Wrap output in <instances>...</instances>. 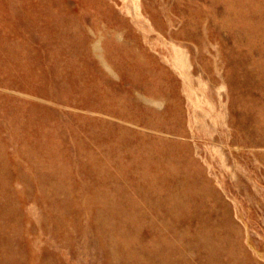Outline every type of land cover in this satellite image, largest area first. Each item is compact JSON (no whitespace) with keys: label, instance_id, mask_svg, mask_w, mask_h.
<instances>
[{"label":"rangeland","instance_id":"rangeland-1","mask_svg":"<svg viewBox=\"0 0 264 264\" xmlns=\"http://www.w3.org/2000/svg\"><path fill=\"white\" fill-rule=\"evenodd\" d=\"M258 4H261V6ZM15 5L16 7H14ZM143 6L144 10L142 11ZM248 9L249 11H247ZM223 13V17L225 14L227 15L224 19L222 17ZM229 18L233 19L230 21ZM44 19L47 23L44 22ZM237 20L240 21L237 22ZM241 22L245 23L242 25ZM227 24H230L231 27ZM117 25L118 27H116ZM239 25L243 30L239 28ZM246 25H248V28L244 30L247 27ZM95 27H99L98 30ZM154 28L158 31L156 29L154 31ZM258 28L262 31L260 32ZM114 29H116L115 32ZM220 29L222 32L219 31L220 35H218ZM243 32L245 33L243 34ZM246 33H248L247 37H250V39L245 36ZM104 35L106 36L105 39ZM110 36L112 39L109 38ZM252 38L253 40H251ZM254 39H257L258 43ZM108 40H111V42ZM236 40L237 42H235ZM239 40L240 43L236 45ZM102 43L104 44L102 45ZM231 43L232 46H235L232 47ZM117 47L121 48L117 49ZM125 47L129 50L133 48L135 53H132V49L130 50L131 53H128L124 49ZM234 48H237V50ZM104 50H107V52ZM0 53L8 56L10 61L8 68L0 69V94L3 91L0 95V260L3 261L0 264H141L140 262L142 264H146V262L147 264H163L164 262V264H264V145L245 143L246 136L253 133H251L249 127L244 125L240 116L241 95L243 91H246L250 98L252 97L251 99L260 103L259 105L256 102V105L260 106V108L257 107L261 110L259 113L264 119V84H262L264 83V0H144L143 2L142 0H0ZM128 54H132V56L129 57ZM244 55H247V61H249L248 71L250 72L252 69L250 73L248 72V83L246 82V84H243L245 76L241 74L238 67V60ZM118 59H121L122 62ZM130 59H132V63ZM256 61H260V63ZM21 62L30 64L28 71L25 68H20L19 63ZM113 62L116 64H113ZM94 63H97L96 66ZM133 63L137 66L133 67ZM123 69L126 71L124 72ZM65 70L70 71L63 73ZM155 71L156 73H154ZM259 72L263 77L259 75ZM43 75L45 78H43ZM84 76L86 79H93L102 87L104 86L103 88L112 94L115 99L112 104L118 103L116 106V110L119 108L118 112L106 111V105H103V103H101L102 108L92 106V102L98 104L97 100L94 97L87 98L82 87L71 83V80L84 78ZM107 76L111 78H107ZM156 77L161 78L157 79ZM257 78L258 82L256 81ZM261 78H263V81ZM241 79H243L242 83ZM106 84L110 85L107 86ZM166 85L167 88L163 87ZM43 86L46 89H43ZM9 89L14 92H10ZM146 92H150L149 95L151 96ZM8 93L13 95H10L13 100L8 97ZM94 93L98 97L96 90ZM5 97L9 101L4 99ZM48 102L53 103L49 104ZM79 102L81 103L79 104ZM2 106H5V108H2ZM16 107L20 110L18 111ZM90 107H93V109ZM27 109L30 111L28 112ZM149 109H152L151 112L154 116ZM9 113L10 116H8ZM6 115L8 118H6ZM106 116H111V119ZM19 117H21V120ZM91 117L93 120H91ZM153 118L156 121L170 123L172 129H159L151 126L149 123L155 121ZM44 119L47 120L44 122ZM50 119L51 121L48 122ZM91 126H95V128ZM45 129L46 131H43ZM55 130L56 132L59 130V132L56 133ZM99 131L101 133L102 131H108L123 140H126V137L130 140L133 138L136 140L137 137H156L167 143H177L181 148L182 145H186L194 161L198 165L201 164L200 167L204 166L202 167L204 175L216 191L215 195H210V198L207 199L214 205L205 207L204 213L214 220L219 216L218 213L222 214L226 211L233 222L230 233L237 236L232 235V242L229 244H216L211 240L208 241L205 236H201L197 231L200 223L197 214L185 205H181L174 211L170 210L164 202L167 194L163 193L162 189L152 187L148 180L140 177L131 179L125 177L114 178L112 170L108 169V165L111 166L109 163H116L114 159H111L113 161L109 160L103 166L87 161L88 153L100 155L101 148L97 143L98 140L95 139V135L98 136ZM122 132H124V135ZM127 132L130 133L126 134ZM61 133L64 136H61ZM68 133L69 135H67ZM41 134L44 135V139H42ZM53 134L58 138H55ZM59 134L63 138H60ZM52 136L53 138H51ZM256 136L258 135L256 134ZM44 144L45 146H43ZM56 146L58 149H56ZM258 146L260 150H257ZM42 150L46 151L43 152ZM56 151L59 154L61 153L60 156L62 157L58 156ZM52 153H54L53 157ZM33 156H36V158H33ZM248 157L251 159H248ZM39 158H41L40 162L42 164L39 162ZM206 159L209 160V163ZM83 160L86 161L83 162ZM43 164L45 166L42 168ZM46 166L51 167V172L54 170L55 173L53 171V174H50L51 172H48L50 170ZM60 166H62V169H60ZM52 167H55V169ZM63 168L65 171H63ZM113 168L115 167L113 166ZM67 169L72 171L69 172ZM101 173L105 175H101ZM106 174L111 176L108 177L109 175L106 176ZM69 175H71V178ZM50 176L55 177L52 179L53 177ZM106 177L108 178L106 179ZM38 178L41 180L38 181ZM64 178H67V180ZM69 179L70 181H68ZM69 182L71 183L69 184ZM58 186L59 188H57ZM144 187L148 195L146 191H143ZM59 189L62 191H59ZM152 189L153 191H150L149 194V190ZM130 194H132V197ZM139 194L141 195L140 198ZM51 195H53V198ZM124 197L126 198L124 199ZM57 198L60 200H57ZM185 198L187 199V195L183 199ZM134 199H140L141 201L137 200L136 202ZM136 203L138 204L136 205ZM122 205L125 207L124 209ZM144 205L145 207H143ZM223 205L224 208L221 207ZM93 206L98 208L94 209ZM133 207L136 211L133 210ZM144 208L148 211H145ZM161 209L164 211L162 212ZM168 211L169 213L166 214ZM145 212L151 214L148 215ZM155 212L156 214H154ZM76 213L79 215H76ZM120 213L123 215H120ZM158 213L162 215L160 216L162 219L158 216ZM170 215H172V218ZM94 216L99 219H95ZM119 216L120 218H118ZM121 218L126 220L122 219L120 221ZM133 221L134 223H132ZM136 221H138V224H136ZM139 223L141 224L139 225ZM145 223L147 224L145 225ZM26 224H28V227ZM123 224L125 225L121 226ZM146 226L147 228H145ZM155 226L158 227L159 233ZM159 227H162V229ZM184 227L187 228L186 231ZM152 231L154 232L153 235ZM245 232L247 233L245 234ZM156 233L160 238L164 239L165 237L166 239L162 240L159 239V236L155 237ZM154 237L160 241L156 239L154 241ZM235 237L236 239L233 240ZM52 239L53 241H51ZM166 240L172 241L169 243ZM197 240L199 244L196 243ZM63 242L65 243L63 244ZM197 244L198 246H196ZM49 246L50 248H48ZM134 254H137V256H134ZM246 255H248V258ZM138 257L141 260H139L140 258L137 259ZM238 260L241 263L237 262Z\"/></svg>","mask_w":264,"mask_h":264},{"label":"bare ground","instance_id":"bare-ground-1","mask_svg":"<svg viewBox=\"0 0 264 264\" xmlns=\"http://www.w3.org/2000/svg\"><path fill=\"white\" fill-rule=\"evenodd\" d=\"M110 1V0H109ZM144 0H142V2H143ZM167 1V0H166ZM169 1V0H168ZM173 1V0H172ZM180 1V0H179ZM158 2V1H157ZM176 2V1H175ZM174 2V3H175ZM222 2V1H221ZM257 2V1H256ZM12 3V2H11ZM11 3H10V5H11ZM75 3V2H74ZM148 3V2H147ZM150 3V2H149ZM172 3V2H171ZM189 4V3H188ZM231 4V3H230ZM263 4V3H262ZM75 5V4H74ZM115 5V4H114ZM128 5V4H127ZM152 5V4H151ZM156 5V4H155ZM170 5V4H169ZM232 5V4H231ZM236 5V4H235ZM245 5V4H244ZM258 5H260L261 6V4H258ZM257 5V6H258ZM48 6V5H47ZM69 6V5H68ZM251 6H252V4H251ZM256 6V7H257ZM14 7H16V5L14 6ZM116 7V6H115ZM220 7V6H219ZM243 7V6H242ZM70 8V7H69ZM258 8V7H257ZM158 9V8H157ZM14 10L16 11V9L14 8ZM144 10V6L142 7V11ZM259 10V9H258ZM262 10V9H261ZM83 11V10H82ZM141 11V10H140ZM142 11H141V13H142ZM217 11V10H216ZM246 11V10H245ZM247 11H249V9L247 10ZM251 11V10H250ZM19 12V11H18ZM160 12H161V10H160ZM159 12V13H160ZM15 13V12H14ZM17 13V12H16ZM15 13V14H16ZM36 13V12H35ZM88 13V12H87ZM168 13V12H167ZM220 13V12H219ZM79 14H80V12H79ZM78 14V15H79ZM89 14V13H88ZM146 14V13H145ZM148 14V13H147ZM218 14V13H217ZM255 14V13H254ZM94 15V14H93ZM149 15V14H148ZM223 15H224V13L222 14V17H223ZM248 15V14H247ZM249 15H250V13H249ZM95 16V15H94ZM99 16V15H98ZM168 16V15H167ZM166 16V17H167ZM225 16H227L226 14H225ZM224 16V17H225ZM81 17V16H80ZM100 17V16H99ZM169 17V16H168ZM218 17V16H217ZM221 17V18H222ZM224 17H223V19H224ZM229 17V16H228ZM234 17V16H233ZM256 17H257V15H256ZM97 18V17H96ZM170 18V17H169ZM206 18V17H205ZM227 18V17H226ZM243 18H244V16H243ZM39 19V18H38ZM42 19H43V17H42ZM78 19H80V18H78ZM99 19V18H98ZM151 19V18H150ZM171 19V18H170ZM174 19H176V18H174ZM230 19V18H229ZM231 19H233V18H231ZM231 19H230V21H231ZM255 19V18H254ZM45 20V19H44ZM100 20V19H99ZM214 20V19H213ZM219 20H220V17H219ZM76 21H77V19H76ZM151 21H152V19H151ZM176 21H178V20H176ZM205 21H206V19H205ZM225 21H226V19H225ZM240 20H237V22H239ZM242 21V20H241ZM245 21V20H244ZM255 21H256V19H255ZM44 22H46V20L44 21ZM107 22V21H106ZM165 22V21H164ZM174 22V21H173ZM212 22H214V21H212ZM236 22V23H237ZM248 22H250V20H248ZM47 23V22H46ZM56 23H58V22H56ZM103 23H105V22H103ZM137 23V22H136ZM159 23V22H158ZM178 23V22H177ZM207 23V22H206ZM219 23V22H218ZM226 23V22H225ZM224 23V24H225ZM231 23V22H230ZM243 23H245V22H243ZM243 23L241 22V24L243 25ZM247 23V22H246ZM253 23V22H252ZM251 23V24H252ZM38 24H40L39 22H38ZM41 24H43L42 22H41ZM59 24V23H58ZM83 24V23H82ZM97 24V23H96ZM176 24V23H175ZM204 24V23H203ZM250 24V23H249ZM262 24V23H261ZM48 25V24H47ZM74 25V24H73ZM93 25V24H92ZM95 25V24H94ZM98 25V24H97ZM100 26H101V24H99ZM218 25V24H217ZM221 25V24H220ZM226 25V24H225ZM227 25H229L230 26V24H227ZM231 25H233V24H231ZM236 25V24H235ZM235 25H233V26H235ZM258 25V24H257ZM61 26V25H60ZM159 26H161V25H159ZM203 26V25H202ZM206 26V25H205ZM223 26V25H222ZM247 27L244 29V30H247V28H248V25H246ZM252 26V25H251ZM251 26H249V27H251ZM28 27V26H27ZM84 27V26H83ZM106 27V26H105ZM116 27H118V25L116 26ZM164 27V26H163ZM224 27V26H223ZM223 27H222V29H223ZM226 27H228V26H226ZM231 27V26H230ZM229 27V28H230ZM244 27H245V25H244ZM253 27V26H252ZM252 27H251V29H252ZM96 28V27H95ZM94 28V29H95ZM97 28H99V27H97ZM96 28V29H97ZM102 28V27H101ZM136 28V27H135ZM172 28H174V27H172ZM196 28V27H195ZM221 28V27H220ZM233 28V27H232ZM239 28H241L242 29V27H241V25H239ZM256 28V27H255ZM86 29V28H85ZM122 29V28H121ZM155 29L156 28H154V31H155ZM171 29V28H170ZM217 29V28H216ZM226 29H228V28H226ZM234 29V28H233ZM42 30V29H41ZM92 30H93V28H92ZM98 30V29H97ZM115 30L116 29H114V32H115ZM126 30V29H125ZM157 30V29H156ZM159 30H160V27H159ZM196 30V29H195ZM229 30V29H228ZM243 30V29H242ZM258 30L261 32L262 31V29H260V28H258ZM158 31V30H157ZM163 31V30H162ZM166 31V30H165ZM170 31V30H169ZM208 31V30H207ZM219 31H221V29L220 30H218V35H220L219 34ZM233 31V30H232ZM231 31V32H232ZM69 32V31H68ZM67 32V33H68ZM86 32H87V30H86ZM96 32V31H95ZM103 32V31H102ZM125 32V31H124ZM164 32V31H163ZM162 32V33H163ZM222 32V31H221ZM229 32V31H228ZM233 32H235V31H233ZM246 32V31H245ZM245 32H243V34L245 33ZM248 33H249V31H247ZM53 33V32H52ZM62 33V32H61ZM70 33H71V31H70ZM88 33V32H87ZM109 33H110V31H109ZM165 33V32H164ZM163 33V34H164ZM238 33L239 34H241L239 31H238ZM248 33H246V37H247V34ZM57 34H59V33H57ZM72 34V33H71ZM89 34V33H88ZM97 34V33H96ZM103 34V33H102ZM101 34V35H102ZM112 34H114V33H112ZM125 34V33H124ZM131 34V33H130ZM242 34V35H243ZM95 35V34H94ZM107 35V34H106ZM127 35V34H126ZM167 35V34H166ZM169 35V34H168ZM186 35V34H185ZM197 35H199V34H197ZM196 35V36H197ZM231 35V34H230ZM238 35V34H237ZM58 36V35H57ZM170 36V35H169ZM256 36V35H255ZM53 37V36H52ZM69 37V36H68ZM72 37V36H71ZM70 37V38H71ZM105 35H104V39H105ZM112 37H113V35H112ZM219 37V36H218ZM236 37V36H235ZM73 38V37H72ZM71 38V39H72ZM109 38H111V36L109 37ZM108 38V39H109ZM129 38H131V37H129ZM196 38V37H195ZM220 38V37H219ZM232 38V37H231ZM230 38V39H231ZM247 38H249L250 39V37H247ZM4 39V38H3ZM66 39V38H65ZM68 39V38H67ZM112 39V38H111ZM132 39V38H131ZM222 39L224 40V38L222 37ZM222 39H220V40H222ZM258 39V38H257ZM257 39H254V41L256 40L257 41ZM72 40H74V39H72ZM135 40V39H134ZM232 40V39H231ZM235 40V39H234ZM233 40V41H234ZM251 40H253V38L251 39ZM103 41V40H102ZM109 42H111V40H108ZM112 41H114V40H112ZM225 41H226V39H225ZM224 41V42H225ZM242 41V40H241ZM247 41V40H246ZM117 42V41H116ZM133 42V41H132ZM226 42H228V41H226ZM235 42H237V40L235 41ZM85 43V42H84ZM118 43H119V41H118ZM240 43V40H239V42L238 43H236V45L237 44H239ZM257 43H258V41H257ZM263 43V42H262ZM76 44H78V43H76ZM89 44H90V42H89ZM101 44V43H100ZM104 43H102V45H103ZM108 44V43H107ZM112 44V43H111ZM120 44V43H119ZM133 44V43H132ZM139 44V43H138ZM246 44V43H245ZM249 44V43H248ZM251 44V43H250ZM256 44V43H255ZM116 45H117V43H116ZM137 45V44H136ZM234 45V44H233ZM241 45H243V44H241ZM79 46V45H78ZM121 46V45H120ZM122 46H123V44H122ZM135 46V45H134ZM222 46V45H221ZM231 46H232V43H231ZM235 46V45H234ZM234 46H232V47H234ZM247 46V45H246ZM249 46V45H248ZM260 46V45H259ZM223 47V46H222ZM237 47V46H236ZM91 48V47H90ZM119 47H117V49H118ZM121 48V47H120ZM119 48V49H120ZM123 48V47H122ZM138 48V47H137ZM250 48H252V47H250ZM125 50H127V52L128 53H131L130 52V50L132 49V51L134 50L133 48H131L130 50L129 49H127V47H125L124 48ZM141 49V48H140ZM234 49H236L237 50V48H234ZM243 50H244V48H242ZM246 49V48H245ZM256 49V48H255ZM83 50V49H82ZM113 50V49H112ZM129 50V51H128ZM34 51V50H33ZM79 51V50H78ZM77 51V52H78ZM105 51V50H104ZM115 51V50H114ZM226 51H229V50H226ZM32 52V51H31ZM35 52V51H34ZM82 52V51H81ZM105 52H107V50L105 51ZM113 52V51H112ZM126 52V51H125ZM148 52V51H147ZM242 52H244V51H242ZM254 52H256V51H254ZM92 53V52H91ZM116 53V52H115ZM120 53H121V50H120ZM119 53V55H121ZM132 53H135L134 51L132 52ZM137 53H138V51H137ZM145 53V52H144ZM226 53H228V52H226ZM248 53V52H247ZM258 53H259V51H258ZM33 54V53H32ZM118 54V53H117ZM139 54H141V53H139ZM147 54V53H146ZM248 54H250V53H248ZM107 55V54H106ZM118 55V56H119ZM123 55H124V52H123ZM142 55H144V54H142ZM227 55V54H226ZM35 56H37V55H35ZM128 56L130 57V56H132V54L131 55H129L128 54ZM145 56V55H144ZM104 57H105V55H104ZM153 57V56H152ZM251 57V56H250ZM257 57V56H256ZM258 57H259V55H258ZM257 57V58H258ZM113 58V57H112ZM117 58V57H116ZM121 58V57H120ZM125 58H127V57H125ZM139 58V57H138ZM145 58V57H144ZM150 58V57H149ZM97 59V58H96ZM106 59H108V58H106ZM111 59V58H110ZM113 59H115V58H113ZM133 59V58H132ZM132 59H130L131 60V63H132ZM137 59V58H136ZM148 59V58H147ZM153 59H155V58H153ZM228 59V58H227ZM256 59V58H255ZM254 59V60H255ZM119 61H121V59H118ZM128 60V59H127ZM260 60V59H259ZM126 61V60H125ZM125 61H123V62H125ZM137 61H139V60H137ZM142 61V60H141ZM148 61V60H147ZM261 61H262V57H261ZM47 62V61H46ZM94 62V61H93ZM97 62H98V60H97ZM110 62V60L108 61V63ZM112 62V61H111ZM122 62V61H121ZM140 62V61H139ZM248 62L249 61H247V55H244V56H242L241 57V59L240 60H238V67L240 68L239 70H240V72H241V74H243L244 76H245V81L243 80V79H241L240 81H241V83H242V80H243V84H246V82H247V79H248V70H249V67H248ZM256 62H259L260 63V61H256ZM107 63V64H108ZM115 62H113V64H114ZM116 63H117V61H116ZM115 63V64H116ZM142 63V62H141ZM147 63V62H146ZM251 63H252V60H251ZM80 64V63H79ZM95 64V63H94ZM93 64V65H94ZM97 64V63H96ZM96 64H95V66H96ZM100 64V63H99ZM118 64H120V63H118ZM117 64V65H118ZM138 64H140V63H138ZM153 64V63H152ZM155 64V63H154ZM229 64H230V62H229ZM55 65V64H54ZM122 65V64H121ZM126 65V64H125ZM133 67H136L137 65L136 64H134L133 63ZM136 65V66H135ZM149 65H151V64H149ZM156 65V64H155ZM252 65H253V63H252ZM252 65H251V67H252ZM262 65V64H261ZM10 66V61H9V58H8V56H6V55H3V54H1L0 53V69H2V70H4V69H6V68H8ZM19 66H20V68H25L27 71H28V69L30 68V64H27V63H19ZM95 66H94V68H95ZM123 66V65H122ZM127 66V65H126ZM145 66V65H144ZM147 66H148V64H147ZM101 67V66H100ZM146 67V66H145ZM144 67V68H145ZM152 67V66H151ZM201 67V66H200ZM250 67V68H251ZM97 68V67H96ZM122 68V67H121ZM124 69H125V67H123ZM138 68V67H137ZM154 68H155V66H154ZM154 68H152V69H154ZM253 68H255V67H253ZM68 69V68H67ZM119 69H120V67H119ZM123 69V70H124ZM129 69V68H128ZM147 69H149V68H147ZM104 70V69H103ZM103 70H102V73H103ZM126 70H127V67H126ZM126 70H124V72L126 71ZM131 70V69H130ZM129 70V71H130ZM146 70V69H145ZM151 70V69H150ZM155 70V69H154ZM252 70V69H251ZM251 70H250V72H251ZM70 70H65V71H63V73H66V72H69ZM96 71V70H95ZM101 71V70H100ZM105 71V70H104ZM128 71V70H127ZM151 71H153V70H151ZM156 71H158V70H156ZM156 71L154 72V73H156ZM160 71V70H159ZM258 71V70H257ZM24 72H25V70H24ZM123 72V73H124ZM203 72V71H202ZM249 72V73H250ZM255 73H256V71H254ZM97 73H100V72H97ZM101 73V74H102ZM107 73V72H106ZM122 73V74H123ZM129 73V72H128ZM128 73H126V74H128ZM152 73V72H151ZM151 73H150V75H151ZM161 73V72H160ZM263 73V72H262ZM55 74V73H54ZM100 74V75H101ZM204 74V73H203ZM206 74V73H205ZM47 75V74H46ZM131 75V74H130ZM253 75V74H252ZM259 75H260V72H259ZM56 76V75H55ZM105 76V75H104ZM104 76H103V79H104ZM124 76H126L125 74H124ZM161 76V75H160ZM163 76H164V74H163ZM207 76V75H206ZM260 76H262V75H260ZM260 76H259V78H260ZM47 77H49V76H47ZM101 77V76H100ZM106 77V76H105ZM109 76H107V78H108ZM162 77V76H161ZM161 77H159V78H161ZM241 78H242V75L240 76ZM251 78H252V76H250ZM263 77V76H262ZM43 78H45L44 77V75H43ZM56 78V77H55ZM109 78H111V77H109ZM157 78V77H156ZM159 78H157V79H159ZM208 78V77H207ZM251 78H250V80H251ZM151 79H152V76H151ZM262 79V81H263V78H261ZM60 80V79H59ZM109 80V79H108ZM165 80H167V79H165ZM183 80H184V78H183ZM238 80V79H237ZM258 80V78L256 79V81ZM6 81V80H5ZM109 81H112V82H114L113 80H109ZM189 81V80H188ZM153 82V81H152ZM156 82V81H155ZM155 82H154V87H155ZM159 82V81H158ZM164 82V81H163ZM162 82V83H163ZM177 82V81H176ZM251 82V81H250ZM258 82V81H257ZM1 83V82H0ZM71 83L73 84V85H79L80 87H82L84 90H85V92H86V95H87V98H92V97H94L96 100H97V102H98V104L96 105L95 104V102H92V106L94 107V108H102L103 107V105H106L105 107H106V111H108V112H114V113H116V112H118V110H119V108H118V110H116V106L118 105V103H116V104H112L113 103V100H115L114 99V97L112 96V94L110 93V92H107L101 85H99L98 83H96L93 79H91V80H88V79H86L85 78V76H84V78H82V77H80V78H77V79H75V80H71ZM108 83V82H107ZM168 83V82H167ZM248 83V82H247ZM113 84V83H112ZM164 84V83H163ZM240 84V83H239ZM262 84H264V83H262ZM107 86L108 85H110V84H106ZM145 85V84H144ZM162 85V84H161ZM165 85V84H164ZM168 85V84H167ZM167 85L166 86H163V87H166L167 88ZM184 85V84H183ZM186 85V84H185ZM255 85V84H254ZM53 86V85H52ZM187 86H188V83H187ZM0 87H1V84H0ZM14 87V86H13ZM12 87V88H13ZM65 87V86H64ZM120 87V86H119ZM118 87V88H119ZM146 87V86H145ZM158 87H159V84H158ZM250 87H253V86H250ZM11 88V89H12ZM23 88H24V86H23ZM39 88H41V87H39ZM55 88V87H54ZM60 88V87H59ZM62 88H63V86H62ZM184 88V87H183ZM255 88V87H254ZM263 88V87H262ZM2 89H4V87H2ZM37 89V88H36ZM43 89H46V88H44V86H43ZM53 89V88H52ZM58 89V88H57ZM75 89V88H74ZM73 89V90H74ZM120 89V88H119ZM259 89H260V87H259ZM5 90V89H4ZM20 90H21V88H20ZM40 90V89H39ZM56 90V89H55ZM95 90H96V94L98 95V97L95 95ZM122 90V89H121ZM152 90V89H151ZM160 90V89H159ZM164 90V89H163ZM167 90V89H166ZM165 90V91H166ZM188 90V89H187ZM258 90V89H257ZM9 91H10V89H9ZM11 91H13V90H11ZM10 91V92H11ZM48 91V90H47ZM57 91V90H56ZM117 91H118V89H117ZM120 91V90H119ZM145 91H148V90H145ZM189 91V90H188ZM259 91V90H258ZM7 92V91H6ZM14 92V91H13ZM21 92V91H20ZM83 92V91H82ZM160 92H162L161 90H160ZM253 92V91H252ZM262 92V91H261ZM2 93H3V91H2ZM1 93V94H2ZM24 93V92H23ZM29 93V92H28ZM37 93H38V91H37ZM41 93V92H40ZM43 93V92H42ZM41 93V94H42ZM47 93V92H46ZM53 93L55 94V92L53 91ZM147 93V92H146ZM150 93V92H149ZM149 93H147L148 95H149ZM163 93V92H162ZM185 93V92H184ZM240 93V92H239ZM256 93V92H255ZM0 94V95H1ZM6 94V93H5ZM5 94H4V96H5ZM9 94V93H8ZM18 94V93H17ZM50 94V93H49ZM81 94V93H80ZM131 94V93H130ZM161 94V93H160ZM186 94V93H185ZM251 94V93H250ZM257 94V93H256ZM261 94V93H260ZM10 95H12V94H9V98H11L12 99V97L10 96ZM20 95H21V93H20ZM29 95H30V93H29ZM34 95V94H33ZM43 95H45V94H43ZM47 95H48V93H47ZM146 95V94H145ZM148 95H146V96H148ZM164 95V94H163ZM258 95V94H257ZM13 96V95H12ZM51 96H53L52 94H51ZM128 96V95H127ZM149 96H151V95H149ZM171 96V95H170ZM190 96V95H189ZM42 97V96H41ZM45 97H47L46 95H45ZM58 97V96H57ZM126 97V96H125ZM129 97V96H128ZM127 97V98H128ZM132 97V96H131ZM134 97V96H133ZM132 97V98H133ZM186 97V96H185ZM16 98V97H15ZM52 98H54V97H52ZM130 98V97H129ZM128 98V99H129ZM252 98V97H251ZM250 98V95L246 92V91H243L242 92V95H241V114H240V116H241V120L243 121V123H244V125L245 126H247V127H249L250 128V130L252 131L251 133H253V134H257L258 136H256L255 137V135L253 136V134H249V135H247V134H245V135H247L246 136V139H245V143H247V144H250V145H264V119L261 117L262 115H260L261 113H259V111L261 112V110L259 109L260 108V106H258V104L256 105V102L257 101H255L254 99H251ZM254 98V97H253ZM259 98V97H258ZM4 99H7L6 97L4 98ZM21 99V98H20ZM37 99H38V97H37ZM41 99V98H40ZM42 99H45V98H42ZM112 99V100H111ZM117 99H119V98H117ZM127 99V100H128ZM131 99V98H130ZM171 99V98H170ZM181 99V98H180ZM179 99V100H180ZM189 99V98H188ZM264 99V98H263ZM1 100V99H0ZM8 101H9V99H7ZM13 100V99H12ZM12 100H10L11 102H12ZM45 100H47V99H45ZM76 100V99H75ZM80 101H81V99H79ZM154 100V99H153ZM41 101H43V100H41ZM40 101V102H41ZM58 101H60V100H58ZM78 101V100H77ZM101 101V102H100ZM103 101V102H102ZM164 101V100H163ZM170 101V100H169ZM19 102V101H18ZM17 102V103H18ZM38 102V101H37ZM39 102V103H40ZM44 102V101H43ZM117 102V101H116ZM122 102V101H121ZM166 102V101H165ZM190 102V101H189ZM261 102H263V101H261ZM20 103V102H19ZM23 104H24V102H22ZM47 103V102H46ZM49 103V102H48ZM50 103H53V102H50ZM49 103V104H50ZM81 102H79V104H80ZM101 103H103V105L101 104ZM132 103L134 104L135 102H133L132 101ZM139 103V102H138ZM173 103V102H172ZM257 103H259V102H257ZM12 104V103H11ZM27 105H28V103H26ZM75 104H76V102H75ZM144 104V103H143ZM262 104V103H261ZM7 105V104H6ZM44 105H45V103H44ZM98 105H100L99 107H97ZM135 105H136V103H135ZM145 105V104H144ZM153 105V104H152ZM237 105H239V104H237ZM259 105H260V103H259ZM10 106H12V105H10ZM16 106V105H15ZM57 106V105H56ZM61 106V105H60ZM127 106V105H126ZM186 106V105H185ZM259 108H258V107ZM262 106V105H261ZM5 108V106H2V108ZM22 107H24L23 105H22ZM62 107H63V105H62ZM93 107H90V108H92L93 109ZM123 107H125L124 105H123ZM135 107V106H134ZM263 107V106H262ZM10 108V107H9ZM8 108V109H9ZM17 108V107H16ZM46 108V107H45ZM57 108H59V107H57ZM78 108V107H77ZM127 108V107H126ZM148 108V107H147ZM1 109V108H0ZM30 109V108H29ZM66 109V108H65ZM65 109H63V110H65ZM67 109H68V107H67ZM123 109V108H122ZM134 109H136V108H134ZM155 109V108H154ZM153 109V110H154ZM262 109V108H261ZM12 110V109H11ZM17 110H18V108H17ZM19 110H20V108H19ZM18 110V111H19ZM47 110V109H46ZM62 110V109H61ZM71 110V109H70ZM88 110V109H87ZM124 110H126L125 108H124ZM124 110H121L122 112L124 111ZM150 110V112L152 111V109H149ZM233 110V109H232ZM2 111H3V109H2ZM27 111L29 112L30 110H28L27 109ZM83 111H84V109H83ZM120 111V112H121ZM130 111V110H129ZM135 111V110H134ZM157 111V110H156ZM156 111H154V112H156ZM263 111V110H262ZM1 112V111H0ZM6 112H7V110H6ZM9 112V111H8ZM59 112H61V111H59ZM88 112H90L89 110H88ZM87 112V113H88ZM18 113H20V112H18ZM65 113V112H64ZM104 113V112H103ZM126 113H127V111H126ZM187 113V112H186ZM91 114H92V112H91ZM96 114H98V113H96ZM151 114L153 115V113L151 112ZM157 114H159V113H157ZM156 114V115H157ZM63 115V114H62ZM61 115V117H63ZM67 115V114H66ZM89 115H90V113H89ZM89 115H88V117H89ZM141 115V114H140ZM156 115H155V117H156ZM160 115V114H159ZM159 115H157L158 117H159ZM173 115V114H172ZM8 116H10V113L8 114ZM59 116V115H58ZM70 116H71V114L69 115V118H70ZM103 116V115H102ZM105 116V115H104ZM154 116V115H153ZM161 116V115H160ZM107 118H110V117H108V116H106ZM130 117V116H129ZM140 117H142V116H140ZM6 118H8L7 117V115H6ZM17 118H18V116H17ZM20 118V120H21V117H19ZM32 118V117H31ZM36 118H38V117H36ZM44 118H46V117H44ZM58 118V117H57ZM68 118V117H67ZM92 118V117H91ZM97 118V117H96ZM139 118V117H138ZM240 118V117H239ZM11 119V118H10ZM13 119V118H12ZM40 119V118H39ZM63 119V118H62ZM89 119V118H88ZM111 119V118H110ZM113 119V118H112ZM141 119V118H140ZM146 119V118H145ZM154 119V118H153ZM162 119V118H161ZM165 119V118H164ZM176 119V118H175ZM23 120H25L24 118H23ZM38 120V119H37ZM45 120H47V119H44V122H45ZM54 120H55V118H54ZM64 120V119H63ZM67 120V119H66ZM90 120V119H89ZM91 120H93V118L91 119ZM90 120V121H91ZM108 120V119H107ZM155 120V119H154ZM232 120H233V118H232ZM41 121H43L42 119H41ZM49 121H51V119L50 120H48V122ZM68 121V120H67ZM87 121V120H86ZM89 121V122H90ZM112 121V120H111ZM118 121V120H117ZM156 121V120H155ZM150 121V123H149V121H148V123L151 125V126H153V127H155V128H159V129H172V125L170 124V123H167V122H162V121ZM176 121V120H175ZM178 121V120H177ZM2 122V121H1ZM20 122V121H19ZM47 122V121H46ZM62 122V121H61ZM63 122H65V120L63 121ZM134 123V122H133ZM4 124V123H3ZM22 124H23V122H22ZM51 124V123H50ZM64 124V123H63ZM82 124V123H81ZM84 124V123H83ZM86 124V123H85ZM84 124V125H85ZM88 124V123H87ZM94 124H95V122H94ZM119 124V123H118ZM1 125V124H0ZM38 125V124H37ZM47 125H48V123H47ZM52 125H53V123H52ZM66 125V124H65ZM91 125V124H90ZM96 125V124H95ZM114 125V124H113ZM181 125V124H180ZM187 125V124H186ZM189 125V124H188ZM231 125V124H230ZM19 126H21V125H19ZM18 126V127H19ZM64 126V125H63ZM93 126V125H92ZM91 126V127H92ZM97 126V125H96ZM29 127V126H28ZM66 127V126H65ZM238 127V126H237ZM21 128V127H20ZM20 128H18L19 130H20ZM50 128V127H49ZM48 128V129H49ZM52 128H54L53 126H52ZM92 128H95V126L94 127H92ZM97 128V127H96ZM142 128H144V127H142ZM1 129V128H0ZM14 129V128H13ZM40 129V128H39ZM38 129V130H39ZM44 129V128H43ZM55 129V128H54ZM100 129V128H99ZM121 129V128H120ZM141 129V128H140ZM187 129V128H186ZM41 130V129H40ZM98 130V129H97ZM101 130V129H100ZM105 130V129H104ZM110 130V129H109ZM119 130V129H118ZM128 130H129V128H128ZM133 130V129H132ZM145 130V129H144ZM16 131H18V130H16ZM43 131H46V129L45 130H43ZM48 131V130H47ZM54 131V130H53ZM122 131H125V130H123L122 129ZM142 131V130H141ZM55 132H56V130H55ZM54 132V133H55ZM58 132H59V130H58ZM58 132H56V133H58ZM100 132V131H99ZM126 132V131H125ZM132 132V131H131ZM137 132V131H136ZM139 132V131H138ZM143 132V131H142ZM157 132H158V130H157ZM4 133H6V132H4ZM19 133V132H18ZM38 133V132H37ZM36 133V134H37ZM44 133V132H43ZM117 133V132H116ZM123 133V135H124V132H122ZM128 133H130V132H127L126 134H128ZM144 133V132H143ZM8 134V133H7ZM22 134H24V133H22ZM62 135L61 136H64L63 135V133H61ZM88 134V133H87ZM120 134V133H119ZM153 134V133H152ZM21 135V134H20ZM38 135H39V133H38ZM46 135H48L47 133H46ZM55 135H58V134H55ZM67 135H69V133L67 134ZM134 135H135V133H134ZM180 135V134H179ZM236 135V134H235ZM239 135V134H238ZM41 136H42V134H41ZM44 136V135H43ZM43 136H42V139H44L43 138ZM51 136V135H50ZM49 136V137H50ZM53 136H54V134H53ZM53 136L51 137V138H53ZM88 136V135H87ZM119 136H121V135H119ZM126 136V135H125ZM128 136V135H127ZM143 136V135H142ZM159 136V135H158ZM183 136V135H182ZM10 137V136H9ZM46 137V136H45ZM55 137V136H54ZM59 137H60V134H59ZM134 137V136H133ZM165 137V136H164ZM173 137V136H172ZM180 137V136H179ZM55 138H58V137H55ZM54 138V139H55ZM60 138H63V137H60ZM88 138H90V137H88ZM8 139V138H7ZM95 139L96 140H98V144L100 145V148H101V152H100V155H96V154H92V153H88V155H87V153H86V155H87V161H89L90 163H92V164H99V165H101V166H103V165H105L106 163H108V161L109 160H111V159H114V160H116V163H109L111 166H109L108 165V169H111L112 171V174H113V176H115L114 178H116V177H118V178H121V177H125V178H129V179H131V178H137V177H140V178H144V179H146V180H148L152 185V187H158L159 189H162L164 192L163 193H166L167 195L165 196V198H164V202H165V204H167V206H168V208L170 209V210H176L177 208H179L181 205H185V207H189L190 209H191V211L193 210L194 211V213H196L197 214V216L199 217V220H200V223H199V228L197 229V231L200 233V235L202 236L203 235V237L205 236L206 238H207V240L209 241V240H211L213 243H216V244H229L230 242H232V235H234V234H231L230 233V230H231V227H233V222H232V220L230 219V217H229V215H228V213L225 211V212H223V211H221V212H223L222 214H220V213H218L219 214V216H217V218H213L212 216V218L214 219V220H212L211 218H210V216H207L205 213H204V208L205 207H207V206H211V205H214V203H211V201L210 200H207L208 199V197L210 196V195H215L216 193V191H215V189L212 187V185H211V182L205 177V175H204V170L202 169V167H204V166H202V167H200V165H198L195 161H194V159L192 158V155H191V153L189 152V150H188V148L186 147V145H182V148H181V146L179 145V144H177V143H167V142H164V141H161V140H159L158 138H156V137H150V138H145V137H137L136 138V140L134 139H132V140H130L128 137H126V140H123L122 138H119V137H117V136H115V135H113L112 133H110V132H108V131H102V133L100 132L99 134H98V136H96L95 135ZM56 140V139H55ZM176 140V139H175ZM212 140V139H211ZM216 140V139H215ZM50 141H51V139H50ZM11 142V141H10ZM36 142V141H35ZM43 142V141H42ZM52 142H54V141H52ZM64 142V141H63ZM62 142V143H63ZM136 142V143H135ZM243 142V141H242ZM1 143V142H0ZM15 143H16V141H15ZM133 143H135V144H133ZM183 143H184V141H183ZM192 143H193V141H192ZM14 144V143H13ZM47 144H48V142H47ZM54 144H55V142H54ZM65 144V143H64ZM243 144V143H242ZM57 145H58V143H57ZM60 145V144H59ZM62 145V144H61ZM87 145V144H86ZM86 145H84V146H86ZM97 145V144H96ZM249 145V146H250ZM4 146V145H3ZM33 146V145H32ZM38 146H40V145H38ZM43 146H45V144L43 145ZM49 146V145H48ZM47 146V147H48ZM52 146V145H51ZM194 146V145H193ZM10 147V146H9ZM15 147V146H14ZM27 147H28V145H27ZM98 147V146H97ZM118 149H117V148ZM253 147H255V146H253ZM260 147H262V146H260ZM264 147V146H263ZM42 148V147H41ZM258 149L257 150H260L259 149V146L257 147ZM9 149V148H8ZM14 150H15V148H13ZM36 149V148H35ZM42 149H44V148H42ZM48 149V148H47ZM53 149V148H52ZM52 149H50V150H52ZM56 149H58L57 148V146H56ZM73 149V148H72ZM116 149V151L114 152V150ZM181 149V150H180ZM255 149V148H254ZM262 149V148H261ZM13 150V151H14ZM90 150V149H89ZM92 150V149H91ZM96 150V149H95ZM198 150V149H197ZM243 150V149H242ZM245 150V149H244ZM43 151V150H42ZM41 151V152H42ZM44 151H46V150H44ZM43 151V152H44ZM64 151V150H63ZM94 151V150H93ZM97 151V150H96ZM95 151V152H96ZM241 151V150H240ZM37 152V151H36ZM50 152H52V151H50ZM61 152H62V150H61ZM89 152V151H88ZM21 153H24V152H21ZM38 153H39V151H38ZM56 153H58V156H60V154H59V152H57L56 151ZM55 153V154H56ZM63 153V152H62ZM84 153V154H85ZM53 154L54 153H52V157H53ZM38 155V154H37ZM85 155V156H86ZM197 155V154H196ZM195 155V156H196ZM38 156H42V155H38ZM51 156V155H50ZM55 156V155H54ZM52 157H50V158H52ZM55 157H57V156H55ZM60 157H62V156H60ZM251 157H252V155H251ZM33 158H36V156L34 157L33 156ZM42 158V157H41ZM41 158H39V162H40V159ZM85 158V157H84ZM250 157H248V159H249ZM256 158V157H255ZM47 159V158H46ZM56 159H58V158H56ZM83 159V158H82ZM200 159V158H199ZM198 159V160H199ZM251 159V158H250ZM35 160H37V159H35ZM43 160H44V158H43ZM43 160H41V161H43ZM207 160V159H206ZM258 160V159H257ZM24 161V160H23ZM45 161V160H44ZM43 161V163H46V162H44ZM58 161H59V159H58ZM86 161V160H85ZM84 160H83V162H85ZM111 161H113V160H111ZM209 160H207V162H208ZM249 161V160H248ZM37 162V161H36ZM55 162V161H54ZM53 162V163H54ZM41 163V162H40ZM57 163H59V162H57ZM61 164H62V162H60ZM66 163V162H65ZM209 163V162H208ZM42 164V163H41ZM49 164V163H48ZM191 164H193L194 166H192ZM51 165H53V164H51ZM55 165V164H54ZM63 165V164H62ZM84 165V164H83ZM262 165V164H261ZM43 166H45L44 164L42 165V168H43ZM65 166V165H64ZM69 166V165H68ZM76 166V165H75ZM113 166L115 167V168H113ZM192 166V167H191ZM6 167V166H5ZM21 167V166H20ZM47 167V166H46ZM46 167H44V168H46ZM57 167H59V165H57ZM39 167L37 166V169H38ZM40 168H41V166H40ZM47 168H49V167H47ZM53 169H55V167H52ZM262 168H263V165H262ZM25 169H26V167H25ZM24 169V170H25ZM59 169V168H58ZM60 169H62V166H60ZM59 169V170H60ZM70 169V168H69ZM205 169V168H204ZM39 170V169H38ZM46 170V169H45ZM45 170H44V172H45ZM49 170L50 171H48V172H51V167L49 168ZM59 170H57V171H59ZM68 170V169H67ZM67 170H66V172H67ZM214 170V169H213ZM54 171V170H53ZM52 171V172H53ZM63 171H65L64 170V168H63ZM69 171V170H68ZM72 171V170H71ZM71 171H69V172H71ZM207 171H208V169H207ZM264 171V170H263ZM262 171V172H263ZM35 172V171H34ZM50 173V174H53V173H55V171L53 172V173ZM213 172V171H212ZM62 173V172H61ZM96 173V172H95ZM94 173V174H95ZM107 173H108V171H107ZM218 173V172H217ZM22 174H23V172H22ZM25 174V173H24ZM38 174H41V173H38ZM49 174V175H50ZM83 175H84V173H82ZM102 174H104V173H101V175ZM219 174V173H218ZM221 174V173H220ZM60 175V174H59ZM72 175V174H71ZM71 175H69L70 176V178H71ZM105 175V174H104ZM107 175H109V174H106V176ZM216 175V174H215ZM20 176V175H19ZM39 176V175H38ZM46 176V175H45ZM61 176V175H60ZM111 175H109L108 177H110ZM10 177V176H9ZM28 177H30V176H28ZM34 177V176H33ZM50 177H53L52 179H54V177L55 176H50ZM57 177H58V174H57ZM62 177V176H61ZM64 177V176H63ZM108 177H106V179L108 178ZM216 177H218V176H216ZM222 177V176H221ZM39 178H41V177H39ZM38 178V181H40L41 179H39ZM69 178V177H68ZM101 178V177H100ZM23 179H27V178H23ZM51 179V178H50ZM65 179V178H64ZM73 179V178H72ZM71 179V180H72ZM212 179V178H211ZM217 179V178H216ZM21 180V179H20ZM48 180V179H47ZM61 181H62V179H60ZM65 180H67V178L65 179ZM220 180V179H219ZM218 180V181H219ZM25 181V180H24ZM42 181H44V180H42ZM46 181V180H45ZM49 181V180H48ZM58 182H59V180H57ZM68 181H70V179L68 180ZM222 181V180H221ZM249 181V180H248ZM247 181V182H248ZM72 182V181H71ZM71 182H69V184L71 183ZM112 182V181H111ZM119 182H120V180H119ZM122 182V181H121ZM127 182V181H126ZM51 183V182H50ZM49 183V184H50ZM66 183H68L67 181H66ZM103 183V182H102ZM123 183V182H122ZM242 183V182H241ZM73 184V183H72ZM135 184V183H134ZM219 184V183H218ZM217 184V185H218ZM40 186H41V184H39ZM55 185H56V183H55ZM148 185V184H147ZM221 185V184H220ZM250 185V184H249ZM61 186H62V184H61ZM67 186V185H66ZM69 186V185H68ZM74 186V185H73ZM72 186V187H73ZM106 186V185H105ZM242 186V185H241ZM44 187V186H43ZM47 187V186H46ZM49 187V186H48ZM56 187V186H55ZM227 187V186H226ZM57 188H59V186L57 187ZM134 188V187H133ZM225 188V187H224ZM40 189H41V187H40ZM51 189V188H50ZM64 189V188H63ZM70 189V188H69ZM91 189H93L92 187H91ZM136 189V188H135ZM52 190V189H51ZM65 190V189H64ZM75 190V189H74ZM43 191V190H42ZM59 191H62V190H60L59 189ZM76 191V190H75ZM74 191V192H75ZM103 191V190H102ZM131 192H132V190H130ZM142 191V190H141ZM144 192L146 191V189H145V187H144V190H143ZM150 191H153V189L152 190H149V194H150ZM70 192V191H69ZM68 192V193H69ZM143 192V193H144ZM247 192V191H246ZM50 193V192H49ZM48 193V194H49ZM63 193V192H62ZM62 193H61V195H62ZM72 194H73V192H71ZM102 193V192H101ZM100 193V194H101ZM111 193V192H110ZM133 193V192H132ZM142 193V194H143ZM151 193H153V192H151ZM157 193H158V191H157ZM14 194V193H13ZM94 194V193H93ZM136 194H138V193H136ZM146 194H147V191H146ZM182 194H185V195H182ZM67 195H69V194H67ZM85 195V194H84ZM131 195V197H132V194H130ZM133 195H134V193H133ZM143 195H145V194H143ZM148 195V194H147ZM187 195V199L185 198V199H183L184 198V196H186ZM188 195H192V196H188ZM31 196V195H30ZM47 196V195H46ZM53 195H51V197H52ZM63 196V195H62ZM72 196V195H71ZM100 196V195H99ZM140 194H139V198H140ZM156 196V195H155ZM233 196V195H232ZM58 197V196H57ZM112 197V196H111ZM148 197V196H147ZM146 197V198H147ZM16 198V197H15ZM53 198V197H52ZM64 198H65V196H64ZM63 197H62V200L64 199ZM71 198V197H70ZM84 198V197H83ZM98 198H100V197H98ZM126 197H124V199H125ZM144 198V197H143ZM149 198V197H148ZM152 198H154V197H152ZM160 198H161V196H160ZM210 198V197H209ZM212 198V197H211ZM28 199V198H27ZM56 199V198H55ZM91 199H92V197H91ZM110 199V198H109ZM113 199V198H112ZM115 199V198H114ZM235 199V198H234ZM30 200V199H29ZM53 200V199H52ZM57 200H60V199H58L57 198ZM61 200V201H62ZM83 200V199H82ZM93 200H94V198H93ZM97 200V199H96ZM120 200V199H119ZM135 200V199H134ZM137 200H139V201H141L140 199H136L135 201L137 202ZM155 200V199H154ZM163 200V199H162ZM70 201V200H69ZM72 201V200H71ZM150 201V200H149ZM96 202V201H95ZM114 202V201H113ZM210 202V203H209ZM224 202V201H223ZM65 203V202H64ZM82 203V202H81ZM139 203V202H138ZM138 203H136V205L138 204ZM147 203V202H146ZM149 203V202H148ZM220 203H222V202H220ZM226 203V202H225ZM59 204H61V203H59ZM98 204H101V203H98ZM131 204V203H130ZM142 204V203H141ZM150 204V203H149ZM224 204V203H223ZM5 205V204H4ZM45 205V204H44ZM73 205V204H72ZM104 205V204H103ZM132 205H133V203H132ZM225 205V204H224ZM224 205L223 206H221V207H223L224 208ZM82 206H83V204H82ZM120 206V205H119ZM166 206V207H167ZM61 207V206H60ZM70 207V206H69ZM107 207V206H106ZM113 207V206H112ZM122 207H123V205H122ZM136 207V206H135ZM135 207H133L134 209L133 210H135ZM143 207H145V205L143 206ZM54 208V207H53ZM78 208H79V206H78ZM77 208V209H78ZM93 208H94V206H93ZM95 208H98L97 206L95 207ZM94 208V209H95ZM102 208H104V207H102ZM125 207H123V209H124ZM188 208V209H189ZM237 208H238V206H237ZM131 209V208H130ZM165 209V208H164ZM209 209V208H208ZM76 210V209H75ZM115 210V209H114ZM114 210H113V212H114ZM132 210V211H133ZM144 210L146 211H148V209H145L144 208ZM162 210V212L164 211L163 209H161ZM168 210V209H167ZM206 210V209H205ZM216 210V209H215ZM217 210H218V208H217ZM227 210V209H226ZM235 210V209H234ZM238 210V209H237ZM80 211V210H79ZM100 211L102 212V210L100 209ZM106 211V210H105ZM108 211H109V209H108ZM119 211V210H118ZM130 211V210H129ZM136 211V210H135ZM134 211V212H135ZM157 211V210H156ZM172 211V212H173ZM190 211V212H191ZM209 211V210H208ZM207 211V212H208ZM121 212V211H120ZM122 212H123V210H122ZM166 212V211H165ZM164 212V213H165ZM220 212V211H219ZM115 213V212H114ZM136 213V212H135ZM135 213H133V214H135ZM145 213H147V212H145ZM153 213V212H152ZM169 213V211L166 213V214H168ZM176 213V212H175ZM178 213V212H177ZM90 214V213H89ZM105 214V213H104ZM110 214V213H109ZM113 214V213H112ZM117 214V213H116ZM122 213H120V215H121ZM132 214V213H131ZM148 214V213H147ZM146 214V215H147ZM149 214H151V213H149ZM148 214V215H149ZM154 214H156V212L154 213ZM159 215V217L160 216H162V215H160V213H158ZM210 214V213H209ZM208 214V215H209ZM213 214V213H212ZM214 214H215V211H214ZM217 214V215H218ZM235 214H236V212H235ZM52 215H54V214H52ZM76 215H79V214H77L76 213ZM95 215V214H94ZM103 215V214H102ZM123 215V214H122ZM179 215V214H178ZM211 215V214H210ZM70 216V215H69ZM83 216V215H82ZM85 216V215H84ZM112 216V215H111ZM115 216V215H114ZM135 216H138V215H135ZM152 216V215H151ZM154 217L156 216V215H153ZM166 216V215H165ZM171 216V218H172V215H170ZM170 216H169V218H170ZM173 216H175V215H173ZM215 216V215H214ZM231 216H233V215H231ZM2 217H4V216H2ZM46 217V216H45ZM76 217V216H75ZM113 217V216H112ZM116 217H117V215H116ZM124 217V216H123ZM133 217V216H132ZM131 217V218H132ZM180 217V216H179ZM11 218V217H10ZM47 218V217H46ZM94 218H95V216H94ZM118 218H120V216L118 217ZM126 218H127V216H126ZM130 218V217H129ZM130 218V219H131ZM149 218L150 219H152L150 216H149ZM148 218V219H149ZM161 219H162V217H160ZM168 218V219H169ZM84 219V218H83ZM86 219V218H85ZM95 219H97V218H95ZM94 219V220H95ZM99 219V218H98ZM97 219V220H98ZM101 219H102V217H101ZM110 219H111V217H110ZM122 219L123 218H121L120 219V221H122ZM147 219V220H148ZM149 219V220H150ZM157 219V218H156ZM181 219V218H180ZM179 219V220H180ZM187 219H188V217H187ZM42 220V219H41ZM87 220V219H86ZM114 220V219H113ZM112 220V221H113ZM123 220H126L125 218L123 219ZM134 220V219H133ZM144 220H145V218H144ZM144 220H143V223H144ZM158 220H160V219H158ZM165 220V219H164ZM191 220V219H190ZM197 221H198V219H196ZM153 221H154V219H153ZM162 221V220H161ZM166 221V220H165ZM75 222H76V220H75ZM83 222H85L84 220H83ZM101 222V221H100ZM130 222V221H129ZM138 221H136V224H138L137 223ZM145 222H146V220H145ZM152 222V221H151ZM176 222H178L177 220H176ZM182 222V221H181ZM192 222V221H191ZM39 223V222H38ZM86 223V222H85ZM132 223H134V221L132 222ZM150 223V222H149ZM155 223H156V220H155ZM165 223V222H164ZM163 223V224H164ZM171 223V222H170ZM193 223V222H192ZM84 224V223H83ZM96 224V223H95ZM115 224V223H114ZM116 224H118V223H116ZM121 224V223H120ZM141 223H139V225H140ZM147 223H145V225H146ZM158 224V223H157ZM160 224H162V223H160ZM176 224V223H175ZM178 224V223H177ZM180 224V223H179ZM178 224V225H179ZM183 224V223H182ZM181 224V225H182ZM28 224H26V226H27ZM52 225V224H51ZM50 225V226H51ZM86 225V224H85ZM119 225V224H118ZM125 224H123V225H121V226H124ZM138 225V226H139ZM152 225V224H151ZM165 225V224H164ZM168 225H169V222H168ZM172 225H174V224H172ZM193 225V224H192ZM198 225V224H197ZM103 226H105L104 224H103ZM136 226V225H135ZM144 226V225H143ZM157 226V225H156ZM155 226V228H157L156 230H158V227H156ZM28 227V226H27ZM47 227V226H46ZM70 227V226H69ZM85 227V226H84ZM87 227V226H86ZM102 227V226H101ZM150 227V226H149ZM152 227V226H151ZM166 227V226H165ZM182 227V226H181ZM193 227H194V225H193ZM195 227H197V226H195ZM120 228V227H119ZM119 228H117V229H119ZM145 228H147V226L145 227ZM159 228H161L162 229V227H159ZM176 228V227H175ZM178 228V227H177ZM190 228H192V227H190ZM189 228V229H190ZM25 229H27V228H25ZM41 229V228H40ZM70 229H72V228H70ZM106 229V228H105ZM104 229V230H105ZM140 229H141V227H140ZM150 229V228H149ZM154 229V228H153ZM184 229H185V231H186V229L187 228H185L184 227ZM32 230V229H31ZM34 230V229H33ZM39 230V229H38ZM50 230V229H49ZM124 230V229H123ZM146 230V229H145ZM148 230V229H147ZM178 230V229H177ZM154 231V230H153ZM152 231V235H153V232ZM179 231V230H178ZM182 231V230H181ZM184 231V232H185ZM189 231H191V230H189ZM189 231H187V232H189ZM74 232H75V229H74ZM135 232V231H134ZM139 232V231H138ZM149 232V231H148ZM175 232V231H174ZM132 233V232H131ZM158 233H159V230H158ZM158 233H156V236L155 237H157V236H159L158 235ZM167 233V232H166ZM169 233V232H168ZM177 233V232H176ZM186 233V232H185ZM247 232H245V234H246ZM113 235H114V233H112ZM134 234H136V233H134ZM175 234V233H174ZM178 234V233H177ZM231 234V235H230ZM82 235V234H81ZM107 235V234H106ZM149 235H150V233H149ZM249 235V234H248ZM85 236V235H84ZM139 236V235H138ZM151 236V235H150ZM188 236V235H187ZM234 236H237V235H234ZM252 236H254V235H252ZM50 237H52V236H50ZM82 237V236H81ZM107 237H108V235H107ZM141 237V236H140ZM154 237V241H155V238ZM163 237V236H162ZM172 237H173V235H172ZM171 237V238H172ZM257 237V236H256ZM13 238V237H12ZM114 238H115V236H114ZM139 238V237H138ZM5 239V238H4ZM54 239V238H53ZM53 239L51 240V241H53ZM143 239H145V238H143ZM142 239V240H143ZM147 239V238H146ZM151 239H152V237H151ZM159 239H162V238H160V236H159ZM166 238L164 237V239H162V240H165ZM170 239V238H169ZM173 239H174V237H173ZM236 239V237L235 238H233V240H235ZM252 239V238H251ZM2 240V239H1ZM150 240V239H149ZM156 240H158V239H156ZM256 240V239H255ZM46 241V240H45ZM48 241V240H47ZM50 241V242H51ZM97 241V240H96ZM108 241V240H107ZM158 241H160V240H158ZM157 241V242H158ZM166 241H169V240H166ZM170 241H172V240H170ZM170 241H169V243H170ZM174 241V240H173ZM178 241V240H177ZM176 241V242H177ZM185 241V240H184ZM184 241H183V243H184ZM254 241V240H253ZM38 242V241H37ZM40 242V241H39ZM38 242V243H39ZM139 242V241H138ZM148 242V241H147ZM194 242V241H193ZM196 242V241H195ZM194 242V243H195ZM200 242V241H199ZM258 242V241H257ZM53 243V242H52ZM65 242H63V244H64ZM98 243V242H97ZM117 243V242H116ZM136 243V242H135ZM159 243V242H158ZM180 243V242H179ZM196 243H198V240H197V242ZM3 244V243H2ZM55 244V243H54ZM175 244V243H174ZM187 244V243H186ZM199 244V243H198ZM198 244L196 245V246H198ZM140 245V244H139ZM177 245V244H176ZM181 245V244H180ZM189 245V244H188ZM192 245V244H191ZM194 245V244H193ZM200 245H201V243H200ZM255 245V244H254ZM253 245V246H254ZM162 246H163V244H162ZM190 246V245H189ZM251 246V245H250ZM165 247H166V245H165ZM170 247V246H169ZM181 247H182V245H181ZM186 247H187V245H186ZM206 247V246H205ZM215 247V246H214ZM48 248H50V246L48 247ZM172 248V247H171ZM203 248V247H202ZM210 248V247H209ZM248 248V247H247ZM255 248V247H254ZM169 249V248H168ZM178 249V248H177ZM184 249V248H183ZM189 249V248H188ZM203 249H205V248H203ZM162 250V249H161ZM182 250V249H181ZM256 250V249H255ZM5 251H6V249H5ZM8 251V250H7ZM45 251V250H44ZM174 251V250H173ZM185 251V250H184ZM204 251V250H203ZM205 251H206V249H205ZM252 251V250H251ZM3 252V251H2ZM175 252V251H174ZM186 252V251H185ZM4 253V252H3ZM44 253V252H43ZM50 254H51V252H49ZM136 253V252H135ZM164 253V252H163ZM208 253V252H207ZM247 253V252H246ZM141 254V253H140ZM165 254V253H164ZM174 254V253H173ZM204 254V253H203ZM258 254V253H257ZM44 255V254H43ZM175 255V254H174ZM173 255V256H174ZM244 255V254H243ZM242 255V256H243ZM53 256V255H52ZM134 256H137V254L135 255L134 254ZM209 256V255H208ZM1 257H2V254H1ZM175 257V256H174ZM182 257V256H181ZM199 257H201V256H199ZM210 257V256H209ZM246 257L248 258V255H246ZM53 258H54V256H53ZM140 257H138L137 259H139ZM169 258V257H168ZM173 258V257H172ZM171 258V259H172ZM188 258H189V256H188ZM187 258V259H188ZM183 259V258H182ZM228 259V258H227ZM227 259H226V261H227ZM233 259V258H232ZM242 259V258H241ZM250 259V258H249ZM9 260H10V258H9ZM139 260H141V258L139 259ZM199 260V259H198ZM201 260V259H200ZM199 260V261H200ZM3 261V260H2ZM2 261L0 260V262L2 263ZM135 261H136V258H135ZM198 261V262H199ZM201 261H203V260H201ZM205 261V260H204ZM252 261V260H251ZM6 262V261H5ZM10 262V261H9ZM181 262V261H180ZM195 262V261H194ZM237 262H239V260L237 261ZM63 263V262H62ZM141 264H142V262H140ZM165 263V262H164ZM163 263V264H164ZM192 263V262H191ZM196 263H197V261H196ZM239 263H241V262H239ZM146 264H147V262H146ZM193 264V263H192ZM201 264V263H200ZM252 264V263H251Z\"/></svg>","mask_w":264,"mask_h":264}]
</instances>
